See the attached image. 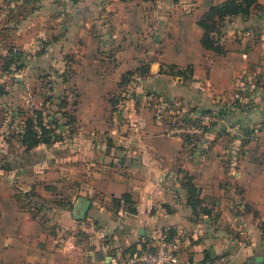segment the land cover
I'll return each instance as SVG.
<instances>
[{
	"label": "crops",
	"instance_id": "crops-1",
	"mask_svg": "<svg viewBox=\"0 0 264 264\" xmlns=\"http://www.w3.org/2000/svg\"><path fill=\"white\" fill-rule=\"evenodd\" d=\"M223 1L26 0L0 19L2 48L38 52L13 76L10 122L26 108L18 86L49 81L37 72L69 63L71 75L51 85L77 102L68 107L74 124L52 144L24 152L20 130H4L13 162H0L10 167L0 169V264H110L149 248L161 231L180 236L184 262L247 264L261 255L264 264V0L225 22V52L216 53L202 47L197 21ZM147 63L149 74L131 82L114 110L122 75ZM161 65H189L191 78ZM146 94L158 104L150 107ZM175 105L225 110L190 145L153 121L158 108L174 115ZM143 114L144 128L134 131ZM242 126L254 130L240 146L233 137ZM18 190H34L36 217L16 202ZM123 195L131 202L113 201Z\"/></svg>",
	"mask_w": 264,
	"mask_h": 264
},
{
	"label": "trees",
	"instance_id": "trees-1",
	"mask_svg": "<svg viewBox=\"0 0 264 264\" xmlns=\"http://www.w3.org/2000/svg\"><path fill=\"white\" fill-rule=\"evenodd\" d=\"M26 1V0H24ZM22 1V2H24ZM69 1H78V0H69ZM257 0H224L223 2L213 4L209 7L207 12L201 16V18L197 21V24L202 28L203 34L201 37V45L203 48L207 50H211L216 53H224L225 49L221 43V36H222V29L224 27L225 22L235 16H246L250 13V8L251 6L256 2ZM21 2V3H22ZM19 5V4H18ZM17 5V6H18ZM16 8V7H15ZM14 8V9H15ZM12 9L9 13V15L13 12ZM8 15L4 18L6 19ZM8 51L13 54V70H18L21 69L25 66L26 61H21L24 59V57L27 55L24 51L20 49H13V47H9ZM38 54V52L36 53ZM10 59V57L8 58ZM160 72H166L169 73L171 72L172 74L175 75H181L184 73L185 78L190 79L191 78V67L188 65L184 69H179L174 65L166 66L165 69H163L162 65L160 67ZM189 73V75L187 74ZM149 74V65L148 63L145 65H142L141 67L135 69V70H129L126 71L122 77L121 80L117 84V88L119 90L118 94H115L111 97V104L116 107H114V110H120L119 109V104H121L119 101L123 100L126 97V94L130 88H132L131 82L137 77V78H142L144 76H147ZM43 78V77H41ZM52 81H48L47 85L52 86ZM124 93V95H122ZM60 98V105L59 107L63 109V112H58L61 114L60 117H58L57 113L53 114V116H47L46 119L44 115V112L41 109H38L36 111L31 112L18 108L17 112L22 116H24V121L22 123V126L20 128V133H19V142L21 146H23V151L28 152L30 149L34 148L35 146L39 144H52L59 140L61 138V134L59 128L61 126H67L70 127L74 124L75 119L72 113L69 111V109L65 108L68 106L66 103L68 99L65 97V95H62L59 97ZM67 100V101H66ZM77 102H74V105ZM73 106V104H70ZM69 107V106H68ZM195 109L189 108L185 112V114H190L193 112ZM224 112L225 108L220 107L218 110L215 109L214 111L212 110H205V109H198V113H210L213 114L216 117H220L222 115L221 113ZM174 116V115H172ZM61 119V122L60 120ZM183 119H185L183 117ZM63 120V121H62ZM214 123H211L209 126L205 127L207 130L206 133L211 129L214 128ZM239 131L241 132V136L235 135L233 139L239 141L240 146H242L244 142V138L247 136H250L253 132V128L251 127H238ZM185 141V143L194 145L196 141L199 139L193 138L190 136H185L182 137ZM239 146V148H240ZM196 148V147H195ZM238 148V149H239ZM238 149L235 151V154H231L230 152H227L225 156L229 159H232L238 155ZM200 155H203V152H200ZM0 169L2 170H9V164H1ZM187 190L189 191V204L192 206H195L197 203V198H194L195 195V186L192 185V183H186ZM16 202L23 203L24 207L29 208L31 211L32 217H36L37 214L39 213V206L37 207V203L33 202V198L36 197V194L34 190H29L26 192H22V190H18L14 194ZM119 200H124L127 203H130V198L128 195H123L120 199L114 198L113 201L115 203H119ZM42 205V204H41ZM33 208V209H31ZM132 211H134L133 208H128ZM259 229L262 232V235L264 237V221L261 222ZM169 235H172V233L167 232ZM144 249H140L138 251H131L129 255H133L135 253H139ZM111 264V263H110Z\"/></svg>",
	"mask_w": 264,
	"mask_h": 264
},
{
	"label": "rangeland",
	"instance_id": "rangeland-1",
	"mask_svg": "<svg viewBox=\"0 0 264 264\" xmlns=\"http://www.w3.org/2000/svg\"><path fill=\"white\" fill-rule=\"evenodd\" d=\"M169 1H175L177 5L180 7V1L183 0H169ZM192 1V0H191ZM38 54H27L23 60L26 62H29L33 60V58ZM10 57V59H8ZM68 63V62H67ZM69 67L66 68V70L60 72L57 70H48V71H42L41 73H33L32 75L38 77H43L45 80L48 79L49 81H52L54 78H57L58 76H63L65 78L69 77L71 75L72 69L70 68V64H67ZM30 72V71H29ZM15 73H20V71L13 70V54L8 51L7 48H2L0 46V155L3 156L5 154H8V158H1L0 162H5L6 159H10L13 162V144L8 145L3 143V135L5 134L4 130L6 129V126L11 125L18 128L20 130L22 123L24 121V116H19V120L11 121L12 113H10V110H13V92L15 89V85H13V76ZM25 73V72H24ZM44 82L40 83L39 85H33V86H27V85H21L18 86L17 93L22 94L26 96L25 105L26 109L28 111H36L38 109H41L44 112L45 118L47 116H53V114L57 113L58 117L61 116L58 112H63V107L60 108V96L64 95L65 92L61 93V91L57 90L56 87L43 85ZM66 90H69V93L73 94L72 87L66 88ZM36 96L34 97L33 94ZM30 96V97H28ZM40 96V97H39ZM67 98H71L70 95L67 96ZM145 98L147 99V102L149 103L150 107L151 105H157V101L155 100V97L150 96L149 94H146ZM67 101V100H66ZM60 102V103H59ZM75 99L71 98L66 103L68 106L70 104L74 105ZM66 106L65 108H68ZM21 108V107H20ZM161 108H158L156 111L159 110L160 112ZM187 111V108H184L183 105H175L173 107L172 114H178L180 115L183 111ZM212 111V110H211ZM214 111V110H213ZM166 114V113H165ZM141 117L145 121L144 114L139 115L137 119ZM153 118V116H152ZM47 119V118H46ZM48 120V119H47ZM61 122V119H59ZM63 121V120H62ZM154 123L155 120L153 119ZM156 124V123H155ZM134 131L140 132L141 130ZM199 138V137H198ZM197 139V138H196ZM3 145V146H2ZM7 152V153H6Z\"/></svg>",
	"mask_w": 264,
	"mask_h": 264
},
{
	"label": "built area",
	"instance_id": "built-area-1",
	"mask_svg": "<svg viewBox=\"0 0 264 264\" xmlns=\"http://www.w3.org/2000/svg\"><path fill=\"white\" fill-rule=\"evenodd\" d=\"M24 0H0V19L9 15L10 11L17 7ZM185 110L180 114L167 115L162 111H157L153 115L155 123L166 128L169 135L201 137L206 133L205 127L216 121V116L210 113L191 112L185 114ZM31 115L32 111H31ZM183 117L185 119H183ZM145 126L143 118L136 119L133 128L142 130ZM180 236L169 235L166 231H161L154 238V243L147 249L128 255L121 259L112 258V264H198L190 261H182L178 251L180 247ZM215 264H231V259H220Z\"/></svg>",
	"mask_w": 264,
	"mask_h": 264
},
{
	"label": "water",
	"instance_id": "water-1",
	"mask_svg": "<svg viewBox=\"0 0 264 264\" xmlns=\"http://www.w3.org/2000/svg\"><path fill=\"white\" fill-rule=\"evenodd\" d=\"M117 116L119 117L120 114L117 113ZM87 207H88V203L85 202L82 206L81 211H80L81 217H83V215L85 214ZM247 264H263V256H261V255L255 256L252 259H250L249 261H247Z\"/></svg>",
	"mask_w": 264,
	"mask_h": 264
}]
</instances>
